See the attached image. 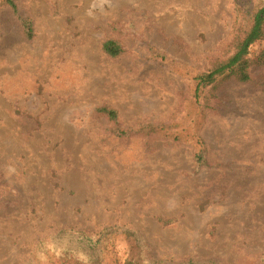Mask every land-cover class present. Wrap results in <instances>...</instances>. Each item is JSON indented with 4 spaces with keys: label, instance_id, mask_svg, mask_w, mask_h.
Masks as SVG:
<instances>
[{
    "label": "rangeland",
    "instance_id": "obj_1",
    "mask_svg": "<svg viewBox=\"0 0 264 264\" xmlns=\"http://www.w3.org/2000/svg\"><path fill=\"white\" fill-rule=\"evenodd\" d=\"M247 1L0 7V264H61L71 228L110 232L100 264H264V68L195 96Z\"/></svg>",
    "mask_w": 264,
    "mask_h": 264
},
{
    "label": "trees",
    "instance_id": "obj_2",
    "mask_svg": "<svg viewBox=\"0 0 264 264\" xmlns=\"http://www.w3.org/2000/svg\"><path fill=\"white\" fill-rule=\"evenodd\" d=\"M240 3L239 15L232 29V36L225 45L220 56L211 59L204 71L195 76V96L199 99L203 97L204 108L210 104L214 96L225 83L238 81L247 83L252 81L253 71L257 68H264V48L254 56L251 55V48L257 42L264 40V0ZM0 7L10 8L15 15L18 14L16 0H0ZM22 25L28 37L33 36V27L28 19H22ZM104 51L110 56L117 57L124 51L119 41L107 40L103 45ZM109 119L116 120L118 112L109 107L101 108ZM142 129V128H141ZM158 129L154 126H147L145 129L150 132ZM198 160H204L203 154H198ZM100 237L88 235L86 232L71 228L64 229L57 238L63 236L64 240L60 245L52 248L53 254L61 264L69 263H92L100 264L105 261V253L110 252V245L106 241L110 232L104 229ZM128 238L136 239L133 230L123 232ZM137 240V239H136ZM65 241L64 243H62ZM110 247V248H109ZM108 252V253H109ZM149 264L138 252L136 256H128L119 259L115 256V264ZM158 263V262H156ZM155 263V264H156ZM188 264H201L193 261Z\"/></svg>",
    "mask_w": 264,
    "mask_h": 264
}]
</instances>
